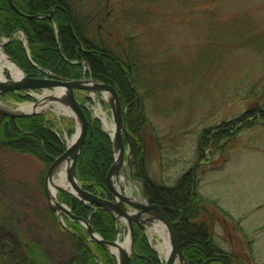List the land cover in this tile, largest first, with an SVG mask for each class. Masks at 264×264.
<instances>
[{
  "label": "rangeland",
  "instance_id": "1",
  "mask_svg": "<svg viewBox=\"0 0 264 264\" xmlns=\"http://www.w3.org/2000/svg\"><path fill=\"white\" fill-rule=\"evenodd\" d=\"M71 2L81 18L101 7L104 26L101 30L107 31L111 25V31H108L111 34L115 32L121 12L131 13L132 20L127 22L128 37L132 38L135 50L144 60V83L137 95L145 113L144 122H141L145 137L141 142L145 149L144 177L157 186L173 188L184 174L192 172L197 179L196 194L203 202L199 217L208 223L212 214L211 195L220 197L221 202L226 201L231 207L247 205L250 200L254 204H264V0L145 1L152 9L144 2L139 5L138 0ZM136 10L153 11L154 18L143 15L137 23L141 17H135ZM211 14L212 21L205 22ZM100 27L94 22L89 28L94 42L99 33L104 34L105 41L110 38ZM19 37L20 34L18 40ZM0 41L6 43L4 39ZM111 41L114 43L116 39L111 38ZM120 42L117 44L125 45L124 40ZM53 92L55 90L33 94ZM22 97L35 101L32 93H11L2 96L0 102L12 108L32 103ZM75 97L92 119L99 120L97 116L103 115L114 124L103 95L76 92ZM250 109L254 111L244 122L225 133V126L235 123ZM39 115L53 124L52 133L65 147L67 136L62 124L71 118L60 116L52 109ZM73 131L74 135V122ZM132 157L125 146L124 166L119 176L125 178V182L117 180L114 185L130 199L146 204L144 185L133 175ZM51 164L23 157L0 159L3 174L25 182L32 203L49 209L45 176ZM42 176L43 188L40 189ZM60 194L58 192L57 197ZM37 209L40 227H36L45 236L51 235L62 219L63 223H73L63 214L52 211L55 215L51 217L40 207ZM241 209L247 211V208ZM256 215L264 217V211ZM142 226L148 246L163 263L159 252L162 239L152 234L154 222L147 221ZM210 227L214 244L220 250L228 245L230 235L237 236L235 224L232 227L228 223L226 230V224L211 221ZM31 228L35 235L33 224ZM80 230L84 231L82 227ZM234 237L231 253L242 254L245 243ZM116 240L119 244L129 240L127 226L122 221H118ZM87 243L90 247L95 244L88 236Z\"/></svg>",
  "mask_w": 264,
  "mask_h": 264
},
{
  "label": "trees",
  "instance_id": "2",
  "mask_svg": "<svg viewBox=\"0 0 264 264\" xmlns=\"http://www.w3.org/2000/svg\"><path fill=\"white\" fill-rule=\"evenodd\" d=\"M10 1L20 14L12 10L9 0H0V36L9 41L3 52L28 78H43V72H46L67 81L90 79L115 89L124 111L128 134L125 146L129 147L133 156L134 178L142 181L149 205L160 208L173 224L179 249L187 264H204L210 259H220L225 264H254L250 253L226 254L214 244L211 221L223 224L227 216L215 203H210L211 221L208 223L199 217L203 202L196 194L197 179L192 172L184 174L173 188L157 186L144 177L145 149L141 142L145 137L141 122H144L145 113L143 104L137 100L144 83V60L135 50L132 38L128 37L127 22L132 20L131 13L121 12L115 32L111 34L108 32L111 25L109 30H101L104 27L101 7L81 18L71 0ZM145 1L150 2L138 0L137 3L146 4ZM146 5L152 9L151 5ZM153 14L150 10L134 12L135 17H141L137 23L143 15L152 19ZM50 15L52 19L48 20ZM212 16L204 21L211 22ZM94 22L110 37L107 41L102 33L96 36L97 42L91 39L89 28ZM20 33L25 36L27 53L18 40ZM111 38L116 42L112 43ZM122 40L125 45L117 44ZM22 100L32 101L28 97H22ZM83 111L89 131L75 164L76 180L83 191L110 201L112 196L106 178L114 164L112 142L102 131L98 120L92 119L85 109ZM251 111L254 110L250 109L235 123L225 126V133L244 122ZM259 112L262 113L261 110ZM73 122L64 120L62 124L68 140L74 133ZM51 127L53 124L43 115L23 119L0 116V159L23 157L51 164L65 151ZM140 133L142 136L139 138ZM39 183L42 189L43 176ZM30 195L25 182L3 174L0 168V264H117L116 259L98 244L88 245L87 232L84 229L81 231L76 222L64 221L67 230L56 224L51 235H43L36 227H40L37 224V207L46 216L54 217L55 214L45 205L32 203ZM57 199L68 207L75 218L88 223L103 242L116 240L118 223L108 212L82 204L67 194H60ZM214 215L220 218H214ZM32 224L35 235L31 233ZM133 231L134 254L129 259L130 264H160L143 231L137 226L133 227Z\"/></svg>",
  "mask_w": 264,
  "mask_h": 264
},
{
  "label": "water",
  "instance_id": "3",
  "mask_svg": "<svg viewBox=\"0 0 264 264\" xmlns=\"http://www.w3.org/2000/svg\"><path fill=\"white\" fill-rule=\"evenodd\" d=\"M9 3L12 10L20 14L13 6L10 0ZM47 19L51 20L52 15L48 16ZM1 39L2 38L0 36V40ZM19 41L22 42L24 49L27 53L25 36L23 34H20ZM8 42L9 41H6V43L2 45V50ZM23 76H24V80L21 83L9 82L6 85L0 84V98L6 94H11V93H40L47 90L56 91L57 89H65L68 91V95H67L68 105L73 111L75 120H77V122L79 123L78 138L76 140L75 146L72 151L73 153H72L71 178H70L71 182L72 180H74V182L76 183L75 189L79 195V198L69 193H66L65 191H59V192L73 197L75 200H77L82 204L90 205L97 209H102L108 212L117 222L122 221L124 224H126L129 234V254L126 255L122 253L121 258L118 259L111 252L109 253L111 256H113L116 259L117 264H130L129 259L134 254L133 226L135 225L139 227L140 230H143V226H142L143 223L147 221L154 222V220L163 224V226L167 231L168 240L170 244V256L163 262V264H175L176 261H178L180 264H187L183 254L179 249L178 240L173 224L171 223L165 212H163L157 206L149 205L148 203L146 204L138 203L127 197L125 194H122L120 191H118V189L115 188L114 183L115 181L119 180L120 172L124 166L125 146L123 139H125L126 141L128 140L127 131L124 125V112L121 110L118 94L115 91V89L109 85L93 82L91 80L67 81L55 77L48 73H45L44 78H36V79L28 78L24 73ZM76 92H85V93L101 94V95L106 94L110 96V101H108V105L111 110V116L115 127L114 138L111 139L107 134V136L110 138L112 142V146L114 150V164L110 168L106 178L107 186L112 196L110 201L102 200L96 196H93L83 191L76 180L75 164L89 131L88 120L83 112V108L78 103L75 97ZM38 114L39 113L28 114V115L14 114L4 110H0V116L11 119H23ZM71 119L75 122L73 118ZM98 121L101 123L103 127L102 122L100 120ZM76 133H77V126L75 123V134L73 136H75ZM69 153L70 152L66 146L65 151L52 162V164L50 165V167L46 172L45 189H46V181L48 176L51 174V172L58 164L63 162L68 157ZM129 167L131 168L130 164ZM48 201L51 211L58 214L63 213V215L66 218H68L71 222L78 223L87 232V235L90 238V240H92L95 244H98L99 246L104 248L107 252L109 249L111 250V248L116 247L118 245L117 240H115L112 243L103 242L102 239L93 231V229L89 226L88 223H86L83 220H79L75 218L71 213V211L65 205L59 203L57 199L51 200L48 197ZM60 225L62 226L63 229L67 230L62 221L60 222ZM210 263L225 264L220 259H210L204 262V264H210Z\"/></svg>",
  "mask_w": 264,
  "mask_h": 264
},
{
  "label": "bare ground",
  "instance_id": "4",
  "mask_svg": "<svg viewBox=\"0 0 264 264\" xmlns=\"http://www.w3.org/2000/svg\"><path fill=\"white\" fill-rule=\"evenodd\" d=\"M2 42L0 41V84L6 85L9 82L21 83L24 80L23 73L3 52ZM7 72V73H5ZM10 77V81L7 80L6 76ZM68 91L65 89H57L53 93H45L43 95L33 94L32 98L35 100L33 103L20 104L15 108L6 106L3 102H0V110H4L14 114H35L42 113L48 110H54L58 115L67 118H73L74 114L67 101ZM106 102L110 101L109 95H103ZM102 122L104 131L112 139L115 136L114 124L109 123L103 116H97ZM77 126V133L67 142V148L69 150L68 157L58 164L51 174L48 176L46 181V191L48 197L53 200L57 199L59 191H65L77 198L79 195L75 189L76 183L74 180L70 181L71 178V164H72V151L75 146L76 140L79 133V123L75 120ZM119 182H125V178H119ZM63 214V213H62ZM144 221V220H143ZM154 236L162 239V244L159 246V252L163 262L170 256V244L167 236V232L162 223L154 220L153 233ZM110 252L115 255L118 259L121 258L122 253L129 254V240L126 244H119L116 247L111 248ZM175 264H180L176 261Z\"/></svg>",
  "mask_w": 264,
  "mask_h": 264
},
{
  "label": "crops",
  "instance_id": "5",
  "mask_svg": "<svg viewBox=\"0 0 264 264\" xmlns=\"http://www.w3.org/2000/svg\"><path fill=\"white\" fill-rule=\"evenodd\" d=\"M216 177V176H214ZM213 177V178H214ZM211 203H215L217 207L227 216L226 230L228 223L233 227V224H237L234 228L236 237L230 235L229 243L225 246V253H231L232 238L245 243L244 253L248 252L252 255L254 264H264V217H258L256 214L264 211V204L255 203L253 200L248 201V204L237 206H230L226 201L221 202L220 197L211 195ZM255 202H257L255 200ZM241 208H247V211L243 212ZM256 215V216H255ZM230 226H228L229 228Z\"/></svg>",
  "mask_w": 264,
  "mask_h": 264
}]
</instances>
